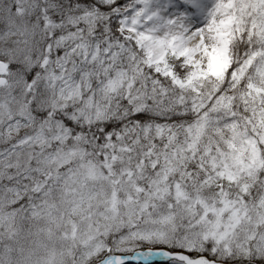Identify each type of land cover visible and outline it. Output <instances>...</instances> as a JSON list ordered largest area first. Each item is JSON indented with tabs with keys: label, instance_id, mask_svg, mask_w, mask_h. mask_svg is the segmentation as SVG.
<instances>
[{
	"label": "snow or ice",
	"instance_id": "obj_1",
	"mask_svg": "<svg viewBox=\"0 0 264 264\" xmlns=\"http://www.w3.org/2000/svg\"><path fill=\"white\" fill-rule=\"evenodd\" d=\"M0 264H264V0H0Z\"/></svg>",
	"mask_w": 264,
	"mask_h": 264
}]
</instances>
